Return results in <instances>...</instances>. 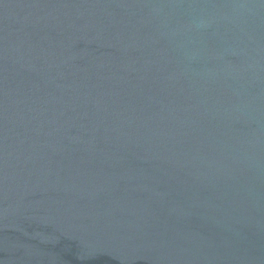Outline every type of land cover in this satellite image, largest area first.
Segmentation results:
<instances>
[{"label": "water", "instance_id": "1", "mask_svg": "<svg viewBox=\"0 0 264 264\" xmlns=\"http://www.w3.org/2000/svg\"><path fill=\"white\" fill-rule=\"evenodd\" d=\"M0 264H264V0H0Z\"/></svg>", "mask_w": 264, "mask_h": 264}]
</instances>
